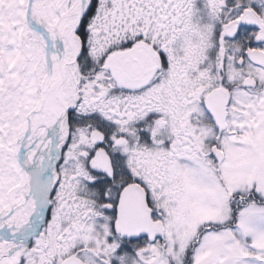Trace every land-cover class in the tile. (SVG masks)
I'll return each instance as SVG.
<instances>
[{"label":"snow or ice","instance_id":"obj_1","mask_svg":"<svg viewBox=\"0 0 264 264\" xmlns=\"http://www.w3.org/2000/svg\"><path fill=\"white\" fill-rule=\"evenodd\" d=\"M0 264H264V0H0Z\"/></svg>","mask_w":264,"mask_h":264}]
</instances>
